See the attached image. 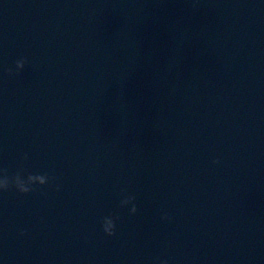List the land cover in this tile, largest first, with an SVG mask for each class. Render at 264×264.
Instances as JSON below:
<instances>
[{
	"label": "water",
	"instance_id": "1",
	"mask_svg": "<svg viewBox=\"0 0 264 264\" xmlns=\"http://www.w3.org/2000/svg\"><path fill=\"white\" fill-rule=\"evenodd\" d=\"M24 153L58 179L0 193V264H264V0H0V169Z\"/></svg>",
	"mask_w": 264,
	"mask_h": 264
},
{
	"label": "clouds",
	"instance_id": "2",
	"mask_svg": "<svg viewBox=\"0 0 264 264\" xmlns=\"http://www.w3.org/2000/svg\"><path fill=\"white\" fill-rule=\"evenodd\" d=\"M28 64V60L25 57H21L15 61V69H7L8 75H19ZM28 154L24 153L20 164L15 172L9 173L8 169H0V193H5L10 190H15L21 194H28L43 188L51 182L56 181L58 178L50 173H31L27 172L24 161H27ZM219 160H214L213 164H219ZM57 191H59L60 186L57 185ZM119 206L121 208L127 207L129 209L130 215H135L138 212V207L136 204V196L134 194H123L120 200ZM119 217L112 214L105 215L100 220V228L102 232L108 236L113 237L116 235L117 224L116 221ZM163 220H170L167 214L161 217ZM24 235V232H21ZM149 264H169L168 259H162L159 256L150 259Z\"/></svg>",
	"mask_w": 264,
	"mask_h": 264
}]
</instances>
